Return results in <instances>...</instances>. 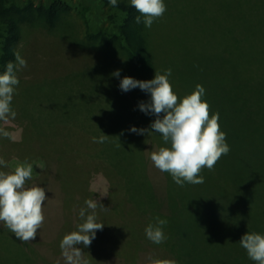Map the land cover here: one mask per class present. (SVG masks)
Here are the masks:
<instances>
[{
    "label": "rangeland",
    "instance_id": "1",
    "mask_svg": "<svg viewBox=\"0 0 264 264\" xmlns=\"http://www.w3.org/2000/svg\"><path fill=\"white\" fill-rule=\"evenodd\" d=\"M174 1L175 6L187 7L177 14H194L197 22L193 26L198 31L205 25L199 18L217 12L219 3ZM65 17L70 26L39 28L17 46L27 67L16 72L20 83L11 104L15 119L0 121V128L15 137H0V158L8 165L0 170L10 173L24 161L34 164L26 186L45 189V221L35 239L28 242L0 223V264H65L61 241L84 222L79 211L86 207L85 201L93 199L104 207L95 210L104 227L96 230V238L87 248L77 245L86 264H150L149 258L161 264L171 260L177 264H255L239 240L247 232L264 233L262 186L252 203L243 202L249 200V192L241 191L240 200L230 207L215 211L212 201L203 199L185 211L173 199L176 192L168 195L166 172L155 168L150 159L152 152L165 145L160 135H149L155 117L145 115L135 104L137 99L147 102L150 94L139 88L128 92L119 88L125 76L151 80L155 74L148 67H130L123 58L120 64L103 67L102 58L112 59L110 54L99 45L97 49L85 47L83 43L88 41L80 17L73 11ZM61 35L66 41H58ZM216 40L205 31L196 44L181 46L205 53L191 73L193 78L197 72L204 74L205 88L213 54L219 58L217 48L214 50ZM159 62L154 64L155 72L163 74L167 69L159 70L163 64ZM117 69L120 78L112 75ZM169 79L180 90L188 81L181 76L179 82L173 76ZM133 126L146 131L133 133ZM103 134L108 135L104 143L93 142V137ZM195 191L190 200L203 190ZM229 191L220 192L228 197ZM157 215L167 220V239L161 244L145 235V228Z\"/></svg>",
    "mask_w": 264,
    "mask_h": 264
},
{
    "label": "trees",
    "instance_id": "2",
    "mask_svg": "<svg viewBox=\"0 0 264 264\" xmlns=\"http://www.w3.org/2000/svg\"><path fill=\"white\" fill-rule=\"evenodd\" d=\"M172 1L175 2L164 0L166 12L146 28L143 22L135 23L139 13L131 7L130 0H118L116 7L109 0H0V72L9 61L15 63L18 44L26 42L34 30L70 26L65 15L73 11L84 26L88 42L83 45L95 49L99 45L112 57L102 58L103 67L120 64L123 58L130 67H148L154 76L158 60L159 65L163 63L159 70L163 66L170 68L175 82L178 76L188 80L181 90L175 83L174 91L183 98L197 85L205 88L207 82L201 71L196 78L191 76L205 53L183 50L181 46L196 44L207 31L217 39L214 50L217 48L219 58L213 54L205 97L209 99L210 115L219 114L220 129L226 134L230 152L222 155L213 169L201 170L202 184L185 183L181 187L166 173L168 195L176 192L173 199L185 211L203 199L212 201L215 211L230 207L240 200L241 191L249 192V200L242 199L243 202L252 203L260 186L264 194V0H218L217 12L199 18L200 24L205 23L199 31L193 26L197 22L194 14H177L186 6H175ZM60 38L65 40L61 35L59 42ZM200 189L203 193L190 200V194ZM222 189L229 191L228 197L221 194ZM237 213L238 210L234 214Z\"/></svg>",
    "mask_w": 264,
    "mask_h": 264
},
{
    "label": "clouds",
    "instance_id": "3",
    "mask_svg": "<svg viewBox=\"0 0 264 264\" xmlns=\"http://www.w3.org/2000/svg\"><path fill=\"white\" fill-rule=\"evenodd\" d=\"M116 7L118 0H109ZM130 5L139 15L135 23L143 22L146 28H151L155 19L166 12L164 0H130ZM27 67V61L19 53L15 63L9 61L3 72H0V121L15 119L16 113L11 104L16 87L20 81L16 72ZM120 78L121 70L112 73ZM172 70L169 68L163 74L155 72L151 80H138L131 76L120 79L119 88L122 92L139 88L150 94L147 102H140L138 108L145 115L154 116L150 124L149 135L158 134L166 146L152 152L150 159L155 168L169 173L173 181L181 187L185 183L202 184L204 177L201 170L207 167L213 169L222 155L230 152L226 142V134L220 129L219 114L210 115V105L205 97V88L197 85L192 93L180 98L170 82ZM162 114V115H161ZM133 133L144 134L146 129L130 128ZM108 135L93 137V142L104 143ZM0 137L14 139L12 133L0 128ZM7 161L0 158V169L6 168ZM39 167L38 165H35ZM34 164L24 161L19 163L12 172L0 170V223H3L21 241L35 239L37 230L45 221L43 207L45 205V189L39 185L26 186L32 179ZM86 207L79 211L84 221L75 231L66 234L60 244L65 264H86L82 259V250L77 245L87 248L96 238V230H102L104 224L98 222L97 202L85 201ZM104 208V207H103ZM91 209V213L88 210ZM167 220L159 216L154 223L145 228L147 239L154 244L163 243L167 237L164 226ZM240 246L246 250L250 260L255 264H264V233L247 232L239 240ZM150 264H161L158 260L149 258ZM164 264H177L176 261H165Z\"/></svg>",
    "mask_w": 264,
    "mask_h": 264
}]
</instances>
